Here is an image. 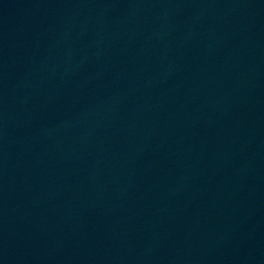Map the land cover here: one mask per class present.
<instances>
[{"label":"water","instance_id":"obj_1","mask_svg":"<svg viewBox=\"0 0 264 264\" xmlns=\"http://www.w3.org/2000/svg\"><path fill=\"white\" fill-rule=\"evenodd\" d=\"M0 264H264V0H0Z\"/></svg>","mask_w":264,"mask_h":264}]
</instances>
